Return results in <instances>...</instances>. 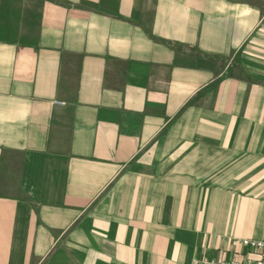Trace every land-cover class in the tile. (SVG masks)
<instances>
[{"label":"crops","instance_id":"0c3cea01","mask_svg":"<svg viewBox=\"0 0 264 264\" xmlns=\"http://www.w3.org/2000/svg\"><path fill=\"white\" fill-rule=\"evenodd\" d=\"M244 240L264 0H0V264L255 261Z\"/></svg>","mask_w":264,"mask_h":264},{"label":"built area","instance_id":"2783aa9c","mask_svg":"<svg viewBox=\"0 0 264 264\" xmlns=\"http://www.w3.org/2000/svg\"><path fill=\"white\" fill-rule=\"evenodd\" d=\"M243 246L249 247L251 250L259 254V258L252 262H241V261H224V260H209L204 259L201 264H264V241L259 240H244Z\"/></svg>","mask_w":264,"mask_h":264},{"label":"rangeland","instance_id":"374dc122","mask_svg":"<svg viewBox=\"0 0 264 264\" xmlns=\"http://www.w3.org/2000/svg\"><path fill=\"white\" fill-rule=\"evenodd\" d=\"M9 37V36H8Z\"/></svg>","mask_w":264,"mask_h":264}]
</instances>
